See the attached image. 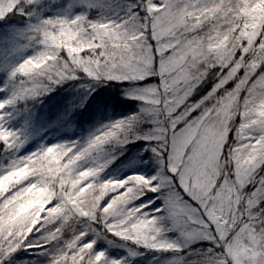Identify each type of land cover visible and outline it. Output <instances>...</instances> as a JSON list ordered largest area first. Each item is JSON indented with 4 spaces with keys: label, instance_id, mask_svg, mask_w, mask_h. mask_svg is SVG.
<instances>
[{
    "label": "snow or ice",
    "instance_id": "obj_1",
    "mask_svg": "<svg viewBox=\"0 0 264 264\" xmlns=\"http://www.w3.org/2000/svg\"><path fill=\"white\" fill-rule=\"evenodd\" d=\"M99 85L136 106L26 149L34 104ZM149 257L264 264V0H0V264Z\"/></svg>",
    "mask_w": 264,
    "mask_h": 264
},
{
    "label": "trees",
    "instance_id": "obj_2",
    "mask_svg": "<svg viewBox=\"0 0 264 264\" xmlns=\"http://www.w3.org/2000/svg\"><path fill=\"white\" fill-rule=\"evenodd\" d=\"M79 91H81L79 88H69L68 86H63L62 88H58L56 91L44 97L40 103L34 104L38 114V119L41 117L43 118L46 128L55 122L56 113L61 114V120H63L62 117L64 116L66 110H68L73 103L78 102L76 93ZM93 96H95V99L90 96L87 101H84L83 107L75 109L67 121L63 120L64 123L72 127L71 129L74 132L75 138L87 135L89 129L94 126L93 117L96 116L98 105L101 102H106L111 105V107L107 109V115L112 119L126 114L136 106L135 101H126L122 94V89L116 86L110 87L108 85H99L96 88V93H93ZM100 122L103 123L104 121L101 120ZM37 126L39 127L38 124ZM53 130L55 132L58 131L57 128H54ZM43 131L44 127L42 132ZM40 133L41 132L39 131L38 137ZM45 136H47V134L42 133L39 137L40 139H35L37 137L34 135L33 143L39 147L41 144H44L43 140ZM139 153L140 149L138 146H128V149L124 153V157H127V159H124L123 157L119 158L120 160H123V162H116L113 174H118V172L121 171V167L135 159ZM145 255L147 256L148 254L146 253ZM144 264H151L150 257L144 261Z\"/></svg>",
    "mask_w": 264,
    "mask_h": 264
},
{
    "label": "rangeland",
    "instance_id": "obj_3",
    "mask_svg": "<svg viewBox=\"0 0 264 264\" xmlns=\"http://www.w3.org/2000/svg\"><path fill=\"white\" fill-rule=\"evenodd\" d=\"M41 118H39L36 123L39 126L43 125V127H44V131L43 132H42L43 127H40V132H41L40 135L42 133H46L47 134V136H45L44 140H43L44 144L56 143V142H58L60 140L69 139V138L74 139L75 138L74 137V132L71 129L72 127L70 125L64 123L63 120H61V114L56 113L55 122L51 126H49L48 128H46L45 123L43 122V118L42 119ZM54 128H57L58 131L55 132L53 130ZM40 135H39V137H40ZM36 137L37 138H35V139H40L38 137V134H36ZM33 140H34V138L32 137L29 140L28 144L26 145V149H33L35 147H38V145L33 143ZM133 164H136L137 166H139L138 165V161L133 159L132 161H130V162L126 163L125 165H123L121 167V169H120L121 171H119L118 174L122 175L123 173L130 171L132 169V167H133Z\"/></svg>",
    "mask_w": 264,
    "mask_h": 264
}]
</instances>
